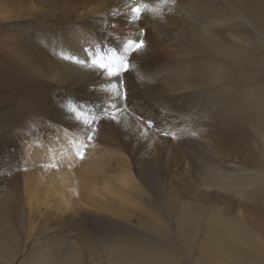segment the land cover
Instances as JSON below:
<instances>
[{
  "label": "rangeland",
  "instance_id": "374dc122",
  "mask_svg": "<svg viewBox=\"0 0 264 264\" xmlns=\"http://www.w3.org/2000/svg\"><path fill=\"white\" fill-rule=\"evenodd\" d=\"M0 1L10 7L8 10L20 13L18 19L0 21V33L26 45L33 61L31 67L38 68L27 72L22 65V71L8 73L7 77L0 74V179L6 182L5 189L11 196L6 201L9 230L2 242L8 244L0 248V264H26L31 255L54 246H59L63 254L70 253L74 241L83 234L107 236L115 232L119 227L106 216L112 215L109 204L101 201L110 194L102 189L104 183L116 194L132 183L138 184L143 187L142 195L155 200V204L167 185L172 194L191 196L199 210L209 202L224 201V205L232 203L246 209L248 217H264V194H248L238 200L208 187L194 188V169L225 168L230 163L239 166L236 171L252 185L251 190L258 185L264 188V174H255L252 168L255 163L264 170L260 142L253 136L254 129L264 131V124L252 126L247 121L245 68L228 57L214 61V50L191 47L185 32L193 25L184 10L164 9L184 33L176 35L168 28L156 31L144 15L136 21L126 20L120 9L122 0L94 4H88V0ZM169 1L179 4L189 0ZM204 1L205 6L200 8L207 10L202 13L207 12L209 25L236 20L241 25L230 31L233 37L246 35L245 22L234 16L227 1ZM78 15L84 17L78 24L82 28L100 30L98 36L108 51H122L126 33L137 32L145 41L144 49L127 57L131 67L112 78L105 95L97 90L100 76L85 85L61 86L53 83L46 67L55 55L50 30L78 22ZM246 44L242 40L236 47L245 54ZM174 73L197 79L202 101L184 94L170 95L160 83ZM112 84L118 85L121 96L110 90ZM64 92L77 95L80 101L92 96L106 99L100 107L86 106V102L78 106L90 111V124L62 125L55 119V108L67 99ZM208 96L217 100L211 103ZM113 113L116 119L111 118ZM64 131L72 132L71 138L56 143ZM82 145L86 147L81 159L76 153ZM94 188L99 192H92ZM140 208L133 211L132 226H139L140 219H157L154 213L149 216ZM101 214L108 220L100 219ZM173 237L182 251V264H213L212 260L220 259L205 261L197 249L192 259L187 258L188 252ZM81 251L80 260L74 264H107L105 258L95 256L92 262L85 244ZM214 256L226 257L218 252Z\"/></svg>",
  "mask_w": 264,
  "mask_h": 264
},
{
  "label": "bare ground",
  "instance_id": "6f19581e",
  "mask_svg": "<svg viewBox=\"0 0 264 264\" xmlns=\"http://www.w3.org/2000/svg\"><path fill=\"white\" fill-rule=\"evenodd\" d=\"M102 1L88 0V4ZM224 1L229 3L234 16H239L242 22H245L246 28L243 29L246 31L245 36H235L234 38L233 33L230 32L241 25L236 20L231 23L214 22L209 25L206 19L207 12L202 13V11L207 10L200 8V5L205 6L204 0H189L179 4H172L169 0H122L123 6L120 9L126 20H132L130 9L137 4H146L149 9H155V13L149 10L142 15L152 21L154 29L159 31L168 28L176 35L183 32L176 25L174 19L164 13V9L184 10L188 20L193 25L192 30L185 32L191 47L202 48L203 46L204 49L214 50L217 55L214 61L228 57L236 60L240 66L245 68L248 96L244 103L247 109V121L252 126H260V124H264V0ZM8 8H10L8 5L0 1V21H12L20 17L18 11L13 8L8 10ZM83 18V15H78V22L55 26L50 30L51 47L54 48L55 55L51 56L52 60L47 61L46 67L54 81L53 83L61 86L68 84L85 85L91 82L95 76H100L97 90L102 91L99 94L105 95L107 93L106 86L112 83L113 77H109L103 70L61 58L63 52L88 60L86 50L95 52L97 46L102 47L104 52H108L105 44L98 36L100 30L84 29L78 25ZM226 32L230 33L226 35ZM141 37L137 32L126 33L123 35L122 42L124 44L129 39H141ZM242 40L247 42L245 54L236 47ZM26 48V45H21L19 41L13 40L11 37L8 38L4 32H1L0 74H6L7 77L8 73L11 75L17 71H22L24 70L22 65L28 69L25 70L27 72L37 71L38 68L34 67L35 70L31 67L32 57L29 56ZM173 69L177 70V67H173ZM183 73H174L167 79L161 77L163 82L160 84L165 87L170 95L184 94V96L194 98L193 100L196 102L202 101L201 84L197 79L190 80L186 74L183 76ZM207 79L209 82L212 81V79ZM69 93L64 92L67 99L62 101L60 107L55 108L57 110L55 119L62 122V125L73 126L78 122H84V120L89 121L91 119L88 117L90 111L80 109L78 106L86 102V106L88 103L94 107H100L106 99L105 96H92L80 101L77 95L68 96ZM207 100L214 103L217 99L208 96ZM90 108L93 107L90 106ZM90 108L89 110H91ZM77 113L81 114L79 118H77ZM253 133L254 138L259 140V147L264 155V131L254 129ZM70 135L72 132H62L56 143L60 142L61 144L64 142L63 139L69 141ZM27 154L29 155V152ZM202 168L199 171L198 169L192 171L195 174L193 185L197 190L200 186H204L208 187L210 191L233 196L238 200L248 194L253 196L259 193L264 194V188L261 185L251 190L252 185L242 179L243 176L236 171L239 166L234 163H230L225 168L212 166L207 168L203 166ZM252 168L255 174H264V170L258 169L255 163L252 164ZM107 184L104 183L102 189L108 190L110 194L104 199L101 198V201L103 205L109 204L110 210L108 212H111L112 215L106 216L109 217L111 223L119 227L115 232L107 236L88 233L83 234V236L80 235L82 237H78L77 241H74V248L70 253L63 254L62 249L57 245V247L47 248L48 251L41 249L36 255H31L26 264H74L81 258L83 244H85V248L89 249L90 255L88 256L90 258L92 256L105 258L107 264H182V251L177 248L173 236L179 241L181 248L188 252L187 258H191L194 249H197L205 261H210L215 257L220 258L219 260H212L213 264H264V217H248L249 212L246 209L239 208L238 205L232 203H225L224 205V201L209 202L203 207V210H199L194 207L191 196L172 194L171 190H167V185L162 188L163 191L159 190V194L162 193L159 196V202L155 204V200L145 198L142 195L143 187L138 186V184L132 183L135 185L132 190L133 185L124 187L121 189V194L111 191ZM5 186L6 182L0 179V195L1 199L5 200L0 202V248L8 244H2L6 240L9 230L7 216L10 212L6 201L11 198ZM92 192L97 193L99 190L94 188ZM138 206H142L140 209L149 216L154 213L157 219L149 222L140 219L139 226H132L131 217L135 207ZM102 217L105 216L101 214L100 219L108 220ZM172 217H174L173 223ZM77 222L78 220H75V224ZM214 252L225 255L228 259L214 256ZM93 259L94 257L91 258L92 262H95ZM102 259H99L100 262Z\"/></svg>",
  "mask_w": 264,
  "mask_h": 264
},
{
  "label": "snow or ice",
  "instance_id": "6c2138e0",
  "mask_svg": "<svg viewBox=\"0 0 264 264\" xmlns=\"http://www.w3.org/2000/svg\"><path fill=\"white\" fill-rule=\"evenodd\" d=\"M149 10L155 13V9H149L148 5L137 4L136 6L130 9L131 19L133 21L139 20L142 13ZM144 48L145 41L143 39L137 38L125 41L122 51H118L117 49L113 48L110 49L108 52H104L102 47L100 46H97L95 52L86 50L88 52V60L80 59L76 55L64 54L63 52L61 53V58L67 61L74 62L76 64L103 70V72H105L109 77H119L122 72L127 71L131 67L127 57L132 53L140 52ZM110 90L117 97L121 96L117 84H112ZM80 115V113H77V118H79ZM111 118L116 119V114L113 113ZM84 123L88 125L91 122L88 120H84ZM148 124L150 127L151 122L149 121ZM88 139L91 140L92 136L88 135ZM85 147L86 145H82L80 149L77 150L76 155L81 159L84 156Z\"/></svg>",
  "mask_w": 264,
  "mask_h": 264
}]
</instances>
